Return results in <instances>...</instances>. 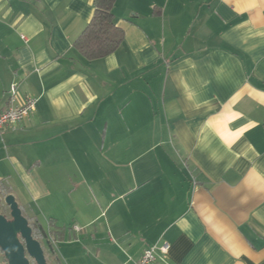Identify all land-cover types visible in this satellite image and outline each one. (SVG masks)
Here are the masks:
<instances>
[{"label":"crops","instance_id":"crops-1","mask_svg":"<svg viewBox=\"0 0 264 264\" xmlns=\"http://www.w3.org/2000/svg\"><path fill=\"white\" fill-rule=\"evenodd\" d=\"M95 0H0V195L51 264H264V0H117L123 44L75 47ZM60 249L61 256L57 253ZM50 264V263H49Z\"/></svg>","mask_w":264,"mask_h":264},{"label":"trees","instance_id":"trees-1","mask_svg":"<svg viewBox=\"0 0 264 264\" xmlns=\"http://www.w3.org/2000/svg\"><path fill=\"white\" fill-rule=\"evenodd\" d=\"M116 1L95 0L94 17L75 43L76 49L89 61L114 54L124 42V32L114 22L113 9ZM31 227L34 238L44 243L49 257L55 259L50 236L41 225ZM4 261L7 262L5 258Z\"/></svg>","mask_w":264,"mask_h":264},{"label":"water","instance_id":"water-1","mask_svg":"<svg viewBox=\"0 0 264 264\" xmlns=\"http://www.w3.org/2000/svg\"><path fill=\"white\" fill-rule=\"evenodd\" d=\"M6 207L10 220L0 213V250L7 264H49L43 243L34 238L33 228L13 195H0V208Z\"/></svg>","mask_w":264,"mask_h":264},{"label":"built area","instance_id":"built-area-1","mask_svg":"<svg viewBox=\"0 0 264 264\" xmlns=\"http://www.w3.org/2000/svg\"><path fill=\"white\" fill-rule=\"evenodd\" d=\"M37 100L26 97L19 99L17 96V86L12 85L10 91L9 105L6 110L0 113V132L12 128L23 122L36 110ZM168 246L148 247L135 264H158L161 255H167Z\"/></svg>","mask_w":264,"mask_h":264},{"label":"rangeland","instance_id":"rangeland-1","mask_svg":"<svg viewBox=\"0 0 264 264\" xmlns=\"http://www.w3.org/2000/svg\"><path fill=\"white\" fill-rule=\"evenodd\" d=\"M0 213H2V214H4V215H9V212H8V209L5 207H2V210H1V212ZM43 245L45 246V248H46V245L43 243ZM45 253H46V257L48 258L49 257V254L47 253V250L45 251ZM57 253H58V255H60L61 256V252H60V249L57 247ZM50 258V257H49ZM2 261H3V263H2ZM47 261H48V263H52V261H50V259H47ZM0 264H7V262H5L4 261V256H3V254L2 253H0ZM32 264H35V262L34 263H32Z\"/></svg>","mask_w":264,"mask_h":264},{"label":"flooded vegetation","instance_id":"flooded-vegetation-1","mask_svg":"<svg viewBox=\"0 0 264 264\" xmlns=\"http://www.w3.org/2000/svg\"><path fill=\"white\" fill-rule=\"evenodd\" d=\"M5 208V207H4ZM1 210H2V208H0V212H1ZM7 216V218L10 220L11 218H10V216L9 215H6ZM43 247H44V249H45V246L43 245ZM45 251H46V249H45ZM47 258V257H46ZM48 259V258H47ZM32 263H34V261L33 260H30V264H32Z\"/></svg>","mask_w":264,"mask_h":264}]
</instances>
